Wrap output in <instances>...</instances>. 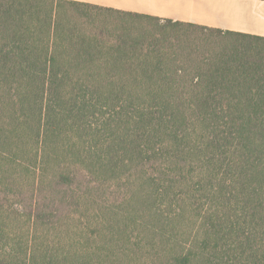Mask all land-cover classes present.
Here are the masks:
<instances>
[{
	"label": "trees",
	"instance_id": "1",
	"mask_svg": "<svg viewBox=\"0 0 264 264\" xmlns=\"http://www.w3.org/2000/svg\"><path fill=\"white\" fill-rule=\"evenodd\" d=\"M0 264H264V37L0 0Z\"/></svg>",
	"mask_w": 264,
	"mask_h": 264
},
{
	"label": "crops",
	"instance_id": "2",
	"mask_svg": "<svg viewBox=\"0 0 264 264\" xmlns=\"http://www.w3.org/2000/svg\"><path fill=\"white\" fill-rule=\"evenodd\" d=\"M127 13L264 37V0H75Z\"/></svg>",
	"mask_w": 264,
	"mask_h": 264
}]
</instances>
